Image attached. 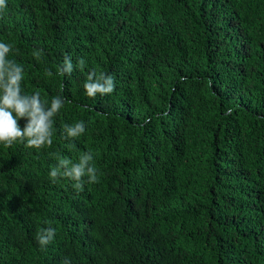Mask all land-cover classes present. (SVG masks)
Returning <instances> with one entry per match:
<instances>
[{
	"label": "trees",
	"instance_id": "1",
	"mask_svg": "<svg viewBox=\"0 0 264 264\" xmlns=\"http://www.w3.org/2000/svg\"><path fill=\"white\" fill-rule=\"evenodd\" d=\"M6 3L24 93L65 103L50 147L0 144V264H264V0ZM91 71L113 93L88 97ZM85 152L98 183L52 182Z\"/></svg>",
	"mask_w": 264,
	"mask_h": 264
},
{
	"label": "clouds",
	"instance_id": "2",
	"mask_svg": "<svg viewBox=\"0 0 264 264\" xmlns=\"http://www.w3.org/2000/svg\"><path fill=\"white\" fill-rule=\"evenodd\" d=\"M6 7V0H0V12ZM12 51L11 44L0 42V144L11 147L21 143L32 149L50 147L53 143L54 117L64 106L65 100L61 95H57L48 102L41 99L38 91L33 94L24 93L22 89L24 68L15 60L8 59ZM32 56L40 59L42 50H33ZM85 65L86 61L80 58L76 67L83 70ZM58 71L60 74H71L74 71L71 57H65ZM45 74L52 76L50 70H45ZM83 89L90 98L109 95L115 90V80L113 76L104 72L91 71L83 84ZM20 119L26 121L23 128L18 124ZM85 130L83 121L72 125L66 124L63 127L66 139L78 138ZM56 159L58 163L49 173L52 182L67 179L73 182L72 186L77 192L83 190L85 183L99 182L98 169L93 164L91 152L81 154L76 162L60 155H57ZM55 236L54 227L41 228L36 235V241L43 249L53 242Z\"/></svg>",
	"mask_w": 264,
	"mask_h": 264
}]
</instances>
